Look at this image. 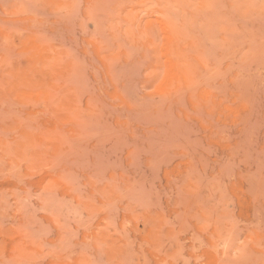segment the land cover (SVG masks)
<instances>
[{
  "label": "rangeland",
  "instance_id": "1",
  "mask_svg": "<svg viewBox=\"0 0 264 264\" xmlns=\"http://www.w3.org/2000/svg\"><path fill=\"white\" fill-rule=\"evenodd\" d=\"M0 264H264V0H0Z\"/></svg>",
  "mask_w": 264,
  "mask_h": 264
}]
</instances>
